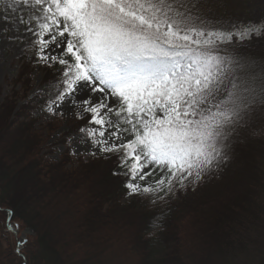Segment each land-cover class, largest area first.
<instances>
[{
	"label": "snow or ice",
	"instance_id": "snow-or-ice-1",
	"mask_svg": "<svg viewBox=\"0 0 264 264\" xmlns=\"http://www.w3.org/2000/svg\"><path fill=\"white\" fill-rule=\"evenodd\" d=\"M31 3L37 62L62 66L45 111L63 115L52 105L67 101L78 119L91 115L99 128L82 127L79 143L86 137L94 158L116 156L129 197L155 205L194 186L227 162L238 129L264 105V64L232 43L264 34V23L225 22L206 0Z\"/></svg>",
	"mask_w": 264,
	"mask_h": 264
},
{
	"label": "trees",
	"instance_id": "trees-1",
	"mask_svg": "<svg viewBox=\"0 0 264 264\" xmlns=\"http://www.w3.org/2000/svg\"><path fill=\"white\" fill-rule=\"evenodd\" d=\"M206 2L225 22L264 23V0ZM232 43L264 64V35ZM34 50L0 102V264H264V105L238 129L226 163L153 205L125 194L114 155L75 160L65 139L59 162L47 158L33 114L49 103L62 66L40 67L45 92L29 98ZM7 221L32 232L18 254ZM206 240L215 247L207 253Z\"/></svg>",
	"mask_w": 264,
	"mask_h": 264
},
{
	"label": "rangeland",
	"instance_id": "rangeland-1",
	"mask_svg": "<svg viewBox=\"0 0 264 264\" xmlns=\"http://www.w3.org/2000/svg\"><path fill=\"white\" fill-rule=\"evenodd\" d=\"M34 15H38V13L32 6L31 0H0V102H3L12 95L11 83L17 77L21 60L28 49H35L33 41L36 40L37 37L33 35V32L28 31L29 27L34 28L35 26L36 21L32 19ZM44 39L47 40L49 37L45 36ZM26 60L31 61V56L27 55ZM32 62L34 65V71L31 76L29 98H33L36 95L45 92V86L43 85V72H41L39 68L42 66L48 67L42 61L38 63L37 59L32 60ZM86 95L87 93H85L84 96L77 97V99H84ZM97 95H103V93ZM111 99L112 98L109 97L110 101ZM21 105L22 102L17 106L19 107ZM52 107L56 112H63V115L50 113L45 111V108H39L33 114V117L36 120L35 130L43 136V147L45 148L44 153L47 154V158L53 162H59V158L65 152L66 147L70 149V143V152L75 160L79 158L84 160L94 158L88 152L90 146L87 142V138L84 137V144L79 143L80 139L84 136L83 133L77 132L70 134L68 137L63 136L74 126L76 119H78L77 111H79V109L73 108L67 101L60 104L59 108H56L55 104H53ZM85 117L86 119H91L90 114H84V118ZM88 121L89 120L86 121L84 127L99 128L97 125H90ZM49 123L54 124V128L51 132H49L47 128V124ZM65 139L66 147L62 144ZM73 151L77 154H72ZM99 156L101 155L97 153L96 157ZM145 171H148V169H145ZM23 232H19L20 234L18 233V230L16 232V238L19 242L23 239L27 240L28 236ZM7 234L12 236L10 231H8ZM205 242L206 244L200 251L209 252L207 246L212 249L211 246L214 247V245L209 240H206ZM207 264H217L216 259L209 260Z\"/></svg>",
	"mask_w": 264,
	"mask_h": 264
},
{
	"label": "bare ground",
	"instance_id": "bare-ground-1",
	"mask_svg": "<svg viewBox=\"0 0 264 264\" xmlns=\"http://www.w3.org/2000/svg\"><path fill=\"white\" fill-rule=\"evenodd\" d=\"M262 35H264V34H262ZM262 35H259V36H255V37H260V36H262ZM10 226H12V225H10L9 224V221H7V223H6V227H7V230L8 231H10L9 230V227ZM6 230V231H7ZM7 231V232H8ZM27 231H30V234H28V233H26ZM16 232L17 231H15V234H13L12 232H11V234H12V236L15 238V241H16V244H17V248H16V253L18 254L19 253V251L17 250L18 249V247H19V250L21 249V247H22V242H25L26 241V239L24 240H21V242H19L18 240H17V238H16ZM19 233V232H18ZM23 233H25L27 236H32V232H31V230H29V229H27V230H25ZM23 233H21V234H23ZM20 234V233H19Z\"/></svg>",
	"mask_w": 264,
	"mask_h": 264
},
{
	"label": "water",
	"instance_id": "water-1",
	"mask_svg": "<svg viewBox=\"0 0 264 264\" xmlns=\"http://www.w3.org/2000/svg\"><path fill=\"white\" fill-rule=\"evenodd\" d=\"M9 230H10V232H12L13 234H15V231H17L16 228L11 227V226L9 227ZM26 233L30 234V231H27Z\"/></svg>",
	"mask_w": 264,
	"mask_h": 264
}]
</instances>
